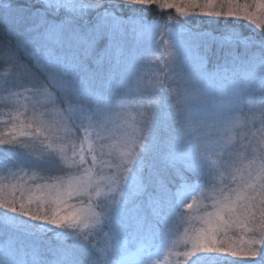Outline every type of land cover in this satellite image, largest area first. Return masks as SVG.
<instances>
[{
    "label": "snow or ice",
    "instance_id": "obj_1",
    "mask_svg": "<svg viewBox=\"0 0 264 264\" xmlns=\"http://www.w3.org/2000/svg\"><path fill=\"white\" fill-rule=\"evenodd\" d=\"M0 71V173L16 181L0 187V264H159L194 204L204 226L171 241L175 264H264V145L237 168L228 144L264 105V0H0ZM44 140L57 147L34 155Z\"/></svg>",
    "mask_w": 264,
    "mask_h": 264
},
{
    "label": "rangeland",
    "instance_id": "obj_2",
    "mask_svg": "<svg viewBox=\"0 0 264 264\" xmlns=\"http://www.w3.org/2000/svg\"><path fill=\"white\" fill-rule=\"evenodd\" d=\"M176 16L177 14L175 13L174 9L164 11L162 13V19H168L169 17L175 18ZM196 19H199V18H196ZM239 23L243 24L245 28L247 29L255 30L254 26L248 25L247 22L241 21ZM159 54L165 55L163 50H161ZM0 76H3V75H0ZM2 88H3V83L0 82V89ZM6 97L7 96H4V101ZM6 105L3 104V107H4L3 115H1V112H0V123H7L8 121V116L6 115V113L10 111V108L7 107ZM129 111H131V109H129ZM246 111L247 109H245L243 114H239V118L238 116H235L234 121H233V130L229 133L230 139L228 140V144H229V149H230V159L235 165V167L237 168H242L244 164L247 163L246 161H239V157H242V155H248V152L251 151L252 149H253V154H252V157H253L254 154H257L259 152L260 147L264 145V137H259V135L257 136L255 135L256 130H260V132L262 131L264 134V105H260L259 103H257L254 106L252 112L246 113ZM52 117H55V115H53ZM246 128H251L252 130L251 131L252 135H249L248 138L251 140H252V137L254 138L252 142L251 140L246 141V145L250 144V150H246V148L244 149V144L241 143L242 137H239L240 131ZM0 133H2L1 130H0ZM110 143L115 145L117 144V141L115 140L114 143L113 141H110ZM219 155L220 154L218 153L210 154V163L215 161V165H214L215 167H219L221 164L224 163V160L217 158ZM249 161L250 160H248V162ZM63 178H66V177H63ZM13 183H16V182L12 180L11 178L10 179L3 178L0 175V187L7 190L10 188L11 184ZM189 202H192V201L189 200ZM204 204H206L205 201H204ZM206 205H207L206 211H214V209L212 208L211 200H209L208 204ZM204 211L205 209L201 208L199 204H194L193 208L190 210L184 207L180 209L181 215L178 216L170 224L169 229L166 230L167 232H170L171 235L166 236L164 240L160 242L159 264H175V256L169 254V251H170L169 244L171 243L172 240L182 241V238L184 237L186 231L194 232L202 228L204 225L202 224L200 217L203 215ZM229 236H231L233 239L236 238V237H233V233H229ZM121 242L124 243L125 246L127 247L129 255L135 258L136 253L139 251L141 242L138 239L137 226L134 221L126 222L124 224V231L121 235ZM180 246L183 247L182 243ZM227 259L231 260L233 258L227 257ZM237 262H238L237 264H240L239 263L240 261L238 259H237Z\"/></svg>",
    "mask_w": 264,
    "mask_h": 264
},
{
    "label": "trees",
    "instance_id": "obj_3",
    "mask_svg": "<svg viewBox=\"0 0 264 264\" xmlns=\"http://www.w3.org/2000/svg\"><path fill=\"white\" fill-rule=\"evenodd\" d=\"M157 10V11H156ZM155 10V7L153 6V8H152V11L149 13L151 16H155V17H157V18H160V19H162V13L160 12V10H158V9H156ZM168 10H172V9H168ZM168 10H166V11H168ZM168 13H170V12H168ZM160 14V15H159ZM199 19H208V18H199ZM207 27H211V25H208ZM4 73L2 72V71H0V75H3ZM7 87L8 86H6V85H4L3 84V91H2V89H0V112H1V115H3V111H4V107H3V104L4 105H8V102L10 103V101H9V93H8V90H7ZM4 96H7L6 97V99H5V101H4ZM4 102V103H3ZM254 108V107H253ZM253 108L251 109V110H248L247 109V111H246V113H249V112H252L253 111ZM236 116H238V118H239V113L236 115ZM51 119H53V120H56L57 119V117L55 116V117H51ZM240 120V119H239ZM0 130H1V132L2 133H4V132H7L8 130H10V125L8 124V123H0ZM165 131H167V129H165ZM251 128H246V129H243V130H241L240 131V134H239V137H242V142L241 143H243L244 144V149L246 148V150H250V144H247L246 145V141H250L251 139H249L248 138V136L249 135H252V133H251ZM255 135L257 136V135H259V137H264V134H263V132L261 131L260 132V130H256V132H255ZM257 138V137H256ZM254 140V138L252 137V140H251V142ZM114 141L115 140H113V143H114ZM48 145H51V147L50 148H48V150L49 151H51V150H53L54 148H56L57 147V144H56V142L54 141V140H44L43 141V144H40V143H36V144H32V145H30V147L31 148H33V149H35V151H34V155H38L39 154V152H40V150L42 149V148H44V147H46V146H48ZM232 150V149H231ZM252 154H253V149L251 150V151H249L248 152V155H242V157H239V161H246L247 163H248V160H251V158H253L252 157ZM221 166V165H220ZM219 166V167H220ZM219 167H217V168H219ZM3 178H7V179H12V180H14L12 177H10V176H8L7 174H4V173H2V174H0ZM41 175V173H38V172H29V174L27 175V176H25L24 177V179H25V181L26 182H28V183H36V182H40V183H42V182H44V181H33V179H32V177L33 176H40ZM51 175L53 176V177H56V176H61L62 178L63 177H66V174H61L60 172H59V170H57V169H53L52 170V172H51ZM15 181V180H14ZM229 181H230V183H231V179H230V177H229ZM16 182V181H15ZM51 182H54V180L53 181H51ZM217 182H219V181H217ZM234 186V185H233ZM208 201L209 200H205V202H206V204H208ZM180 233V232H179ZM233 237H237V234H234L233 233ZM1 243L3 242V241H0ZM238 263V262H237ZM240 263V262H239Z\"/></svg>",
    "mask_w": 264,
    "mask_h": 264
}]
</instances>
